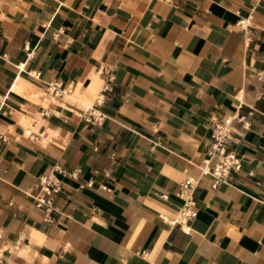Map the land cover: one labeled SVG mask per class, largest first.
Segmentation results:
<instances>
[{
  "label": "crops",
  "instance_id": "0c3cea01",
  "mask_svg": "<svg viewBox=\"0 0 264 264\" xmlns=\"http://www.w3.org/2000/svg\"><path fill=\"white\" fill-rule=\"evenodd\" d=\"M0 96V264H264V0H0ZM235 113L241 168L212 187Z\"/></svg>",
  "mask_w": 264,
  "mask_h": 264
},
{
  "label": "built area",
  "instance_id": "2783aa9c",
  "mask_svg": "<svg viewBox=\"0 0 264 264\" xmlns=\"http://www.w3.org/2000/svg\"><path fill=\"white\" fill-rule=\"evenodd\" d=\"M244 28V21L239 22ZM33 77L38 78L39 75L33 73ZM47 92L52 95H62L68 91V88L62 86L60 81L46 82ZM5 97L0 96V108L4 104ZM100 97L96 99L97 104H101ZM90 115L93 117L94 110ZM242 121L238 114L227 116L222 120H215L211 124L209 134L210 143L207 149V155L198 165L200 175H208L212 178V187H216L219 183H229L233 174L241 168V159L236 155L231 143L237 130V123ZM5 141L3 134H0V145ZM62 174L75 177L76 171L66 172L57 169ZM198 184V178L186 177L180 184V190L177 194L182 199V206L178 211L176 218L169 221L172 224H181L185 232H189L188 223L197 215L196 200L194 198V190ZM62 188V181L54 174L39 176L37 190L31 195L33 204L36 208L42 209L44 217L50 218L53 211V195Z\"/></svg>",
  "mask_w": 264,
  "mask_h": 264
}]
</instances>
